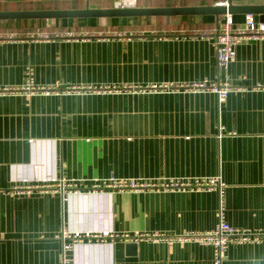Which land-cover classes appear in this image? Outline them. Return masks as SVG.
Segmentation results:
<instances>
[{
	"label": "crops",
	"instance_id": "crops-1",
	"mask_svg": "<svg viewBox=\"0 0 264 264\" xmlns=\"http://www.w3.org/2000/svg\"><path fill=\"white\" fill-rule=\"evenodd\" d=\"M115 1L32 0L19 7L26 0H0V10L109 8ZM227 3L137 0L138 7ZM245 15L233 14L235 26ZM223 20L224 14L0 20V87L22 85L31 66L43 86L207 79L234 88L222 103L214 91L177 86L158 92L1 94L0 264H214L211 245L134 237L213 229L217 190H91L111 175H220L226 220L264 229V38L242 40L235 60L220 70L214 36ZM40 32L75 36L42 39ZM16 185L33 190L16 193ZM65 231L115 236L83 240L64 251ZM223 264H264V244H233Z\"/></svg>",
	"mask_w": 264,
	"mask_h": 264
},
{
	"label": "built area",
	"instance_id": "built-area-1",
	"mask_svg": "<svg viewBox=\"0 0 264 264\" xmlns=\"http://www.w3.org/2000/svg\"><path fill=\"white\" fill-rule=\"evenodd\" d=\"M137 0H116L117 8L135 7ZM72 32L62 34H50L40 32L37 37L42 39H51L52 37H74ZM16 35H10L14 38ZM29 37L36 38V34L32 33ZM247 38H264V22L257 21L253 14H246L243 24L235 26L233 14H224V20L221 27L214 36V45L217 52L218 67L220 70H226L236 58V47L244 39ZM174 86L192 91H214L217 93L219 102L222 103L227 98L228 94L234 90L232 85L225 83H210L207 79L203 81H195L181 85L162 84V85H129V86H107V87H92V86H68L61 85H38L35 82V72L31 66H28L25 71V81L20 86H5L0 87L1 94H24L27 96L36 94H71V93H89V92H158L173 89ZM57 181V180H54ZM60 186L65 189V181L60 180ZM71 185V184H70ZM73 185V184H72ZM226 184L222 181L221 176L207 177H189L175 178L163 177L158 179H136V178H120L111 175L102 179L100 183L94 185L93 191H212L217 190L220 194V208L218 222L216 226L207 231L186 232L180 235L169 236L161 233H151L146 235H136L134 238L166 240L168 242H195L201 245H211L214 251V264H223L227 258L228 248L233 245L241 244H264V229L238 228L232 226L226 220L225 205H224V190ZM16 193L31 192L32 186L16 185L14 187ZM78 190V189H75ZM114 237L112 233L104 231L102 233H91L87 231L68 233L64 232V251L71 250L75 243L83 240H100L107 237ZM130 238L129 235H125ZM69 239L70 241H66ZM133 239V238H132ZM66 259H64V264Z\"/></svg>",
	"mask_w": 264,
	"mask_h": 264
},
{
	"label": "water",
	"instance_id": "water-1",
	"mask_svg": "<svg viewBox=\"0 0 264 264\" xmlns=\"http://www.w3.org/2000/svg\"><path fill=\"white\" fill-rule=\"evenodd\" d=\"M256 14L264 21V4H235L229 0L226 5L171 6V7H109L81 9H38V10H0V20L17 19H62V18H112L141 16H178V15H222ZM135 247V243L129 244Z\"/></svg>",
	"mask_w": 264,
	"mask_h": 264
},
{
	"label": "rangeland",
	"instance_id": "rangeland-1",
	"mask_svg": "<svg viewBox=\"0 0 264 264\" xmlns=\"http://www.w3.org/2000/svg\"><path fill=\"white\" fill-rule=\"evenodd\" d=\"M65 1H70V0H65ZM31 3H32V0H28V1L26 0V2H24L23 4H19V7L29 6L31 5ZM14 6H17V5H14Z\"/></svg>",
	"mask_w": 264,
	"mask_h": 264
}]
</instances>
